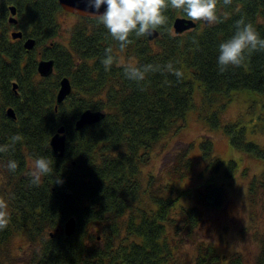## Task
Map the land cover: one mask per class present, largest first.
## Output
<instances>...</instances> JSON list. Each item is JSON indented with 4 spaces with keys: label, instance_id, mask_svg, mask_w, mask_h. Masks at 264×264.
Wrapping results in <instances>:
<instances>
[{
    "label": "trees",
    "instance_id": "1",
    "mask_svg": "<svg viewBox=\"0 0 264 264\" xmlns=\"http://www.w3.org/2000/svg\"><path fill=\"white\" fill-rule=\"evenodd\" d=\"M13 4L18 18L14 24L8 18ZM59 4L0 0V146H10L0 152V251L9 248L14 235L23 234L35 246L26 264H180L168 226L178 235L181 219L192 228L202 211L180 202L192 195V189L177 185L189 175L190 147L174 156L165 183L156 184V176H144L141 167L162 140L185 125L196 84L204 85L215 100L216 94L230 90L264 92V51L246 53L239 66L222 73L216 63L219 44L233 35L241 17L264 37V0H232L227 6L218 0L215 24L197 21L182 34L173 31V22L185 15L167 9L168 22L158 28V37L133 35L123 50L96 19L80 15L67 46L57 40L58 16L66 13ZM18 28L24 37H36V48L27 50L24 39L11 37V30ZM106 50L114 57L108 71L101 64ZM39 57L55 60V72L48 78L36 69ZM147 64L162 70L148 73L139 83L125 78V67ZM64 75L73 90L57 107ZM8 106L16 110V119L7 115ZM87 108L105 110L106 116L76 129L77 118ZM61 126L66 149L57 157L50 141ZM245 131L239 122L225 125L230 143L264 159V147L248 142ZM212 143L202 140L203 155L210 164L222 162L212 154ZM40 156L53 161V171L33 184L30 172ZM11 159L18 163L15 172L7 169ZM59 178L62 183H55ZM251 184L250 195L264 191V170ZM223 193L211 180L196 189V199L220 207ZM73 216L76 232L67 235L64 225ZM261 241L258 264H264V236ZM214 247L200 243L190 264H242L240 254L224 256Z\"/></svg>",
    "mask_w": 264,
    "mask_h": 264
},
{
    "label": "rangeland",
    "instance_id": "2",
    "mask_svg": "<svg viewBox=\"0 0 264 264\" xmlns=\"http://www.w3.org/2000/svg\"><path fill=\"white\" fill-rule=\"evenodd\" d=\"M58 20L60 32L56 39L67 46L72 28L79 22L78 15L61 13ZM150 42L156 46L154 40ZM195 87L194 104L186 113L185 125L178 134L168 136L155 147L141 167L142 174H154L156 184L169 181L167 176L174 156L189 146L191 169L187 178L177 185L180 190L192 189V195L188 200L182 197L180 202L188 206L198 205L202 211L198 224L192 228L181 219L182 228L178 235L172 225L168 226L169 238L174 246H178L175 252L177 260L180 264L193 263L199 244L212 243L221 255L230 257L240 254L242 264H258L264 236V191L258 190L252 196L250 188L254 178L264 170V159L230 143L225 125L241 123L246 128V140L264 147V92L230 90L229 93L216 94L215 100L214 95L207 96L204 85L196 84ZM206 138L212 140V154L222 162L210 164L205 158L200 143ZM231 160L234 161L232 168L229 164ZM1 174L0 186L3 182ZM211 180L223 189L224 202L220 207L199 204L196 199V189ZM8 246L6 251H0L2 264H26L27 258L35 251V246L29 245L23 234L14 235Z\"/></svg>",
    "mask_w": 264,
    "mask_h": 264
},
{
    "label": "clouds",
    "instance_id": "3",
    "mask_svg": "<svg viewBox=\"0 0 264 264\" xmlns=\"http://www.w3.org/2000/svg\"><path fill=\"white\" fill-rule=\"evenodd\" d=\"M232 0H223L225 6ZM83 12L96 19L106 33L116 42L121 50L130 43V37L137 38L152 35L158 28L168 22L165 10L174 9L182 12L191 21H204L209 25L217 22L218 0H83ZM104 9L101 11V9ZM251 51H264V37L244 18L235 21L233 35L219 44L216 63L222 73L229 67L239 66L245 54ZM114 63L110 50H106L101 60L105 71ZM159 65L147 64L142 67L127 66L123 73L126 79L137 83L144 81L146 75L161 71ZM10 146H0V152L7 151ZM53 161L46 157L36 158L30 172L31 182L38 184L42 178L49 177L53 171ZM18 163L11 159L7 169L15 172ZM55 183H62L59 178ZM2 223V222H0Z\"/></svg>",
    "mask_w": 264,
    "mask_h": 264
},
{
    "label": "water",
    "instance_id": "4",
    "mask_svg": "<svg viewBox=\"0 0 264 264\" xmlns=\"http://www.w3.org/2000/svg\"><path fill=\"white\" fill-rule=\"evenodd\" d=\"M59 5L62 6V8L70 13H73L75 15H80V16H85V17H90L88 14L83 12V9L85 7L83 0H58ZM16 5L13 4L11 5V17L10 21L14 23L18 22L17 18V7ZM104 9L102 8L101 11ZM197 21H191L189 20L186 16H177L174 19L173 22V28L174 31L177 34H182L185 31H188L190 29H193L197 26ZM12 38L14 39H21L24 36L23 30H13L11 32ZM159 36V30L157 29L155 32L152 33V35L148 36L150 39H155L156 37ZM24 46L27 50H32L36 47V37L33 36H28L25 37L24 40ZM55 60L54 58H44L42 57L41 59L38 60L37 62V68L38 72L41 76L47 77L52 75L55 71ZM60 83L58 87V92L56 95V106L58 107L59 104L63 103L65 101V98H67L72 90H73V85L70 77L67 75H64L63 77H60ZM18 83L17 81L14 82L13 87L14 89L17 90ZM6 113L8 116L12 117L13 119L17 118V113L16 110L14 109L13 106H9L6 108ZM106 116V112L104 110H94L91 108H87L82 111L81 115L79 118L76 120V129H81L85 127L86 125L89 124H94L103 119V117ZM65 127L61 126L57 132L52 135L51 137V148L54 156L57 157H62L65 154V149H66V134H65ZM77 220L76 218L70 217L64 225L65 229V234L67 235H72L74 232H76V227H77Z\"/></svg>",
    "mask_w": 264,
    "mask_h": 264
},
{
    "label": "flooded vegetation",
    "instance_id": "5",
    "mask_svg": "<svg viewBox=\"0 0 264 264\" xmlns=\"http://www.w3.org/2000/svg\"><path fill=\"white\" fill-rule=\"evenodd\" d=\"M12 6H13V5H12ZM10 7H11V6H10ZM10 10H11V9H10ZM9 17H11V14H10ZM9 17H8V18H9ZM9 22H10V23H13V22L10 21V18H9ZM17 23H18V22H17ZM12 31H13V30H12ZM12 31H11V32H12ZM11 37H12V35H11ZM19 39H20V38H19ZM21 39H24V40H25V37L23 36V38H21ZM15 81H17V80H15ZM15 81H14V82H15ZM14 82H13V84H14ZM17 83H18V82H17ZM17 87H18V86H17ZM13 88H14V87H13ZM14 90L17 91L16 89H14Z\"/></svg>",
    "mask_w": 264,
    "mask_h": 264
}]
</instances>
